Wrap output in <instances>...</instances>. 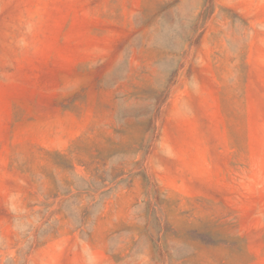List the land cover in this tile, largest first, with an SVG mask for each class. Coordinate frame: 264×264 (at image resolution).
Masks as SVG:
<instances>
[{"label":"rangeland","instance_id":"obj_1","mask_svg":"<svg viewBox=\"0 0 264 264\" xmlns=\"http://www.w3.org/2000/svg\"><path fill=\"white\" fill-rule=\"evenodd\" d=\"M0 264H264V0H0Z\"/></svg>","mask_w":264,"mask_h":264}]
</instances>
